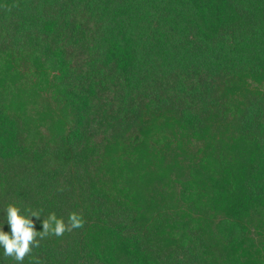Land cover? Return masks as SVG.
<instances>
[{"label":"trees","instance_id":"1","mask_svg":"<svg viewBox=\"0 0 264 264\" xmlns=\"http://www.w3.org/2000/svg\"><path fill=\"white\" fill-rule=\"evenodd\" d=\"M0 201L83 217L23 264H264V0H0Z\"/></svg>","mask_w":264,"mask_h":264},{"label":"clouds","instance_id":"2","mask_svg":"<svg viewBox=\"0 0 264 264\" xmlns=\"http://www.w3.org/2000/svg\"><path fill=\"white\" fill-rule=\"evenodd\" d=\"M42 211L43 209L26 208V214H22L18 206L11 203L6 206V220L10 226L11 235L0 228V248L3 249L5 258L14 260L16 264H23L25 258L32 255L33 249L40 246V240L52 235L60 237L65 232L84 225L82 215L76 212L69 213L67 222L52 212L42 219V230L37 231L31 218L40 219ZM31 264H41V262L33 257Z\"/></svg>","mask_w":264,"mask_h":264},{"label":"rangeland","instance_id":"3","mask_svg":"<svg viewBox=\"0 0 264 264\" xmlns=\"http://www.w3.org/2000/svg\"><path fill=\"white\" fill-rule=\"evenodd\" d=\"M51 160H52V163H51V165L53 164V162L55 161V159L54 158H52L51 157ZM50 167H52V166H50ZM0 202H2V201H0ZM2 211H3V205L1 206L0 205V215L2 214ZM2 216V215H1ZM0 216V217H1ZM252 231V232H251ZM250 236L252 237V238H255V233H254V229H250ZM253 240V239H252ZM254 243H256V242H254ZM248 248H249V246H248ZM253 248H251V249H249V250H252Z\"/></svg>","mask_w":264,"mask_h":264}]
</instances>
